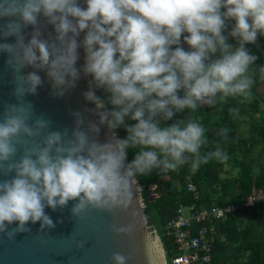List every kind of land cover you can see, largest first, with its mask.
<instances>
[{
	"label": "clouds",
	"instance_id": "clouds-1",
	"mask_svg": "<svg viewBox=\"0 0 264 264\" xmlns=\"http://www.w3.org/2000/svg\"><path fill=\"white\" fill-rule=\"evenodd\" d=\"M84 2L86 7L78 0L0 2V19L7 21L3 38L16 37L14 43H0V52L7 54L20 100L8 105L0 120V173L10 176L0 180V233L9 239L30 232L29 221L40 222L41 231L54 228L46 207L55 211L76 201L71 213L79 217L89 207L110 210L124 205L137 173L157 167L175 170L190 158L193 169L213 157L226 159L218 148L201 154L207 140L199 122L162 126L157 117L171 120L186 108L212 105L218 93L221 100L250 95L249 66L256 57L245 44L264 33V0ZM41 18L51 26L54 39L45 38ZM229 20L234 21L229 35L240 42L234 50L224 34ZM29 26L32 31L26 37ZM81 48L84 58L78 67ZM25 68L32 71L24 74ZM40 72L56 96L90 77L82 95L95 108L84 111L97 119L83 131L84 115L76 112L71 138L67 130L49 131L42 145L14 159L21 136H38L51 125L43 117L29 123L32 105L23 100L43 85ZM97 89L108 93L110 107ZM125 118L135 123L126 126L127 135L120 138L116 132ZM104 126L111 135L100 142ZM130 146L142 150L127 162ZM128 259L119 252L111 256L113 264H127Z\"/></svg>",
	"mask_w": 264,
	"mask_h": 264
},
{
	"label": "trees",
	"instance_id": "trees-1",
	"mask_svg": "<svg viewBox=\"0 0 264 264\" xmlns=\"http://www.w3.org/2000/svg\"><path fill=\"white\" fill-rule=\"evenodd\" d=\"M233 24L234 21H227L225 35L234 50L240 42L229 35ZM256 39L264 48V33H258ZM182 46L188 49L186 44ZM245 48L256 57L249 66L248 74L253 80L249 96L234 95L221 100L218 93L212 105L199 104L195 110L186 108L176 112L171 120L157 117L162 126L177 121L185 124L190 120L199 122L205 129L207 140L200 149L201 154L206 155L218 148L227 158H210L196 169L191 167L190 158L175 170L165 171L157 167L134 177L143 187L147 224L156 230L167 261L176 253V248L173 240L164 234L163 227L175 216L180 205L193 203L192 195L187 191V183L191 182L205 206L236 208L216 224L210 264H264V201L244 206L250 194L264 192V108L256 94L261 83L264 88V73L261 71L264 61L252 42L246 43ZM218 56L219 53L213 58ZM97 95L107 105L108 93L97 89ZM246 117L249 121L245 120ZM133 123L130 118H125V124L117 130L118 136L125 138V127ZM242 124L247 130L246 135H240ZM141 150V146L127 148V162ZM225 167L235 171V175L221 178Z\"/></svg>",
	"mask_w": 264,
	"mask_h": 264
},
{
	"label": "water",
	"instance_id": "water-1",
	"mask_svg": "<svg viewBox=\"0 0 264 264\" xmlns=\"http://www.w3.org/2000/svg\"><path fill=\"white\" fill-rule=\"evenodd\" d=\"M2 2V0H0ZM81 7H86L84 0H78ZM6 20L0 19V43H14L16 37L3 38V25ZM39 27L45 38L54 39L51 26L41 18ZM25 35L32 31L31 26L26 28ZM83 39V33L80 36ZM252 44L258 49L264 61V48L256 39ZM80 60L77 66L83 64L84 51L79 50ZM7 54L0 52V120L10 104H19L15 95L14 76L7 64ZM24 74L32 71L31 68L22 70ZM44 81L38 87L35 95L27 94L23 100L32 105L34 115L32 123L37 117L51 121L50 127L44 129L40 135L34 137L21 136L17 144L18 152L14 159H19L26 149L42 145L44 137L49 131H68L71 138L75 126L74 113L84 115V124L81 130L87 131L89 124L97 117L85 112L86 108H95V105L85 101L83 92L88 90L90 77H82L75 88L66 91L63 96L53 95L51 83L44 72H40ZM117 135H119L116 132ZM111 135L107 127L101 129L99 141L105 142ZM90 138L92 134L89 133ZM0 173V180L9 179ZM143 187L134 178L127 202L114 209H95L89 207L79 217H73L71 209L76 201H69L67 206L45 208V213L52 219L55 227L40 229V222L29 223L26 227L30 232L17 233L9 239L5 233H0V264H113L111 256L119 252L129 257L127 264H165V252L156 231L147 224L144 215L145 203L142 197ZM131 227L130 234L118 233L120 228ZM16 227V224L11 225Z\"/></svg>",
	"mask_w": 264,
	"mask_h": 264
},
{
	"label": "built area",
	"instance_id": "built-area-1",
	"mask_svg": "<svg viewBox=\"0 0 264 264\" xmlns=\"http://www.w3.org/2000/svg\"><path fill=\"white\" fill-rule=\"evenodd\" d=\"M187 191L192 195L193 203L180 205L175 216L163 227L164 234L173 240L176 248V253L165 264H210L216 224L236 208L205 206L191 182L187 183ZM262 201L264 192L250 194L244 206L250 207Z\"/></svg>",
	"mask_w": 264,
	"mask_h": 264
},
{
	"label": "rangeland",
	"instance_id": "rangeland-1",
	"mask_svg": "<svg viewBox=\"0 0 264 264\" xmlns=\"http://www.w3.org/2000/svg\"><path fill=\"white\" fill-rule=\"evenodd\" d=\"M225 33L226 32H224V34ZM256 92H257L256 94L262 100L260 105H261L262 108H264V88L262 87V83H261V85L258 86ZM245 120L249 121V118L246 117ZM246 134H247V130H245V125L242 124L240 126V135H246ZM253 155L256 156V151H254ZM234 175H235V171L230 170L229 167H225L223 173L220 176H221V178H224V177H231V176H234ZM151 198H153V197L151 196Z\"/></svg>",
	"mask_w": 264,
	"mask_h": 264
}]
</instances>
